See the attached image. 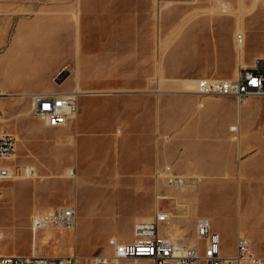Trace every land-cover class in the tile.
<instances>
[{"label": "rangeland", "instance_id": "374dc122", "mask_svg": "<svg viewBox=\"0 0 264 264\" xmlns=\"http://www.w3.org/2000/svg\"><path fill=\"white\" fill-rule=\"evenodd\" d=\"M224 1L232 6L231 16L214 22L201 19L194 30L195 23L189 24V19L215 5L214 0H0V83L25 80L24 89L35 92L74 88L80 38L81 87L114 91L112 95L79 97V111L88 107L87 118L79 123L84 136L75 145L79 157L70 137L74 124L46 127L32 115L30 97L13 94L0 100L4 119L0 129L20 137L16 158L0 163L34 166L38 174L35 179L0 183V255L29 253L36 242L38 255L75 254L90 264L93 257L112 253L109 239H133L135 220L141 215L153 217L159 194L172 197L163 203L172 213L169 234L187 242L194 239L197 218L210 213V189L204 192L202 208L196 200L197 182L174 191L165 185L157 187L154 173L164 164L174 168L168 151L175 136L170 122L179 115L174 108L165 110L164 100L183 96L186 104L193 94L182 89L184 85L195 89L190 80L219 77L220 71L232 75L238 67L234 34L239 0ZM253 1L243 0L244 9ZM77 10L80 36L73 19ZM63 27L68 31L65 37L52 40L53 30ZM244 28V62L253 67L254 58L264 55V0L244 16ZM52 45L62 49L60 64L43 59ZM41 72L49 78L29 82ZM165 78L174 79L168 80L173 84L169 88ZM252 98L262 105L258 112L246 109L243 117H264V97ZM195 116L197 111L181 113L185 133ZM72 153L76 160L78 157L74 170L83 183L66 175L76 161ZM88 162L94 163L90 170ZM48 170L58 177L45 178L51 175ZM193 173L183 174L198 175ZM73 203L77 208L74 229L45 227L32 235L35 209L46 211ZM218 233L221 252L232 255L236 251L233 230L222 227ZM260 251L264 252L263 246Z\"/></svg>", "mask_w": 264, "mask_h": 264}, {"label": "crops", "instance_id": "0c3cea01", "mask_svg": "<svg viewBox=\"0 0 264 264\" xmlns=\"http://www.w3.org/2000/svg\"><path fill=\"white\" fill-rule=\"evenodd\" d=\"M205 18H209L214 22L215 19L218 20L221 17H203L198 21H190L189 24L195 23L194 28H192L195 30L197 28L196 26L200 24L201 19ZM77 28V34L80 36L81 19ZM28 31H25L23 35ZM65 31L67 29L64 27L58 31L53 30L51 33L53 34L52 40L58 39L60 41L65 37ZM50 47V51L44 55L43 59L49 60L52 58L60 64L62 59H64L60 52L62 49L55 48L53 45ZM76 50L78 71L76 73L74 88L77 87L82 91L79 97L112 95L114 91L111 89H95L88 85L87 89L81 87L79 61L81 55L80 38L77 42ZM241 55L244 62L243 52ZM257 58H264V55H258L254 60ZM61 66L67 67L68 65L63 64ZM236 72L237 69L232 75H229L224 73V71H220L217 75L219 77H235ZM47 78L41 72L36 76L30 77L29 82H41ZM168 80L174 79H164L167 88L172 84ZM26 83L25 80H22L18 84L15 82L11 84L1 82L0 93L7 96L0 98V100L13 96V94L18 95V93L28 94L35 92L32 91L33 89H24L23 86ZM14 89H18L20 92L12 93L11 91ZM48 91L61 90L50 88L41 89L38 92ZM192 94L190 102L186 104L183 102L186 98L183 96L179 97V99H173L171 97L169 101L164 100L165 110H172L174 108L177 115H179L175 117L177 119L174 122H170V126H173L170 131L175 136L172 137V140H174L170 144L168 151L170 157L174 158V169L186 175H193V172H196V174L202 177L196 183L197 187L200 185L196 191L197 205L199 206L201 202V207L203 208L204 192L210 189V213L206 216L210 219L209 221L216 232H219L220 228L225 227L233 230L236 238L239 234H244L251 240L253 251L256 254L264 255V252L260 251V247H264V117H243V111L246 109H254L258 112L262 102L250 97L243 104L239 103L234 97H200L195 93ZM200 101L203 102L202 105L199 103ZM87 108V106H84L81 111H78L76 117L70 121V123L74 124L73 131H70L72 133L70 136L71 142L74 143V148L79 138L84 136L80 132L79 123L81 119L84 121L87 118ZM100 109H104L103 104L100 105ZM183 111L188 113H195L197 111V116L192 118L188 123L189 131L187 133H185V129L183 128L185 124L184 119L180 118ZM192 126H195V129H192ZM233 126L236 127L235 130L232 129ZM88 146L89 144H87V149ZM74 151L76 152V156L79 157V149L75 148ZM71 157L76 160L73 153ZM78 157L73 163V169L78 167ZM93 166V162H88L89 170ZM37 177L38 174L34 178L22 180L35 179ZM75 179H79L82 183L84 181L82 176L76 171ZM73 204L76 206V203ZM37 211L40 210H34V212ZM133 219L135 220V217ZM150 219L151 217L148 215H141L135 222ZM130 241L125 240L122 242Z\"/></svg>", "mask_w": 264, "mask_h": 264}, {"label": "built area", "instance_id": "2783aa9c", "mask_svg": "<svg viewBox=\"0 0 264 264\" xmlns=\"http://www.w3.org/2000/svg\"><path fill=\"white\" fill-rule=\"evenodd\" d=\"M239 33L237 36H239ZM237 39V38H236ZM263 59H256L253 67L240 66L235 77H203L196 80L193 93L200 97L227 96L244 103L250 97H264ZM1 96V95H0ZM31 99V113L48 128H64L79 111L78 95L75 91L34 93ZM202 105V103H201ZM1 118V110H0ZM1 123V122H0ZM236 129L235 126L232 127ZM17 148L14 134L0 129V161L11 160ZM75 172L72 169V175ZM35 168L29 165H3L0 163V183L9 176L33 175ZM154 179L159 185L182 189L197 181L176 171L171 165L157 166ZM1 197V190H0ZM171 198L159 194V204L150 220L137 221L133 228V239L122 242L109 239L112 253L108 256L93 257L90 264H134L135 261L149 260L152 264H264V255L256 254L251 240L244 234L236 238V251L232 255L221 252V239L206 217H198L195 224L196 242L173 236L167 232L172 218L165 203ZM77 218L75 205H56L35 214L31 219L33 233L46 225L71 227ZM202 243L201 244H199ZM0 264H84L75 254L66 256L38 255L32 250L26 254L0 255Z\"/></svg>", "mask_w": 264, "mask_h": 264}, {"label": "bare ground", "instance_id": "6f19581e", "mask_svg": "<svg viewBox=\"0 0 264 264\" xmlns=\"http://www.w3.org/2000/svg\"><path fill=\"white\" fill-rule=\"evenodd\" d=\"M215 1V5H211L207 10H205V11H202V12H199V13H197V14H195L193 17H191L190 19H189V22L190 21H198L200 18H203V17H210V18H214V17H217V16H220V17H222V16H231V14H232V6H231V4L230 3H227L226 1H224V0H214ZM259 1L260 0H254L253 1V3H252V5H251V7L249 8V9H244V7H243V0H239V5H240V7L238 8L239 9V11H238V18H237V26H236V29H237V31L235 32V34H234V39H235V44H236V50H237V54H238V67H237V71H238V68L240 67V66H246V64L242 61V58H241V54H242V52H243V49H244V43H245V36H244V16L246 15V14H251V13H253L255 10H256V8H257V5H258V3H259ZM170 3H167V6L169 5ZM73 19H74V21H75V24H76V29H77V33H78V28H77V26H78V24H79V21H80V14H79V12H78V10L77 11H75L74 13H73ZM239 33H241L239 36H237ZM237 38V39H236ZM258 59H263V61H264V58H258ZM255 62H256V59L254 60V64H255ZM263 66H264V63H263ZM236 74H237V72H236ZM196 80L197 79H195V80H190V81H193V84H196ZM67 91H75L76 93H77V95H78V98H79V95H80V92L82 93V91L79 89V88H77V87H75V88H73V89H71V90H67ZM158 92H159V90H157ZM182 91L183 92H185V93H193V91H194V89H191L190 87H186L185 85H184V89H182ZM48 92H62V91H48ZM48 92H40V93H48ZM167 92V91H166ZM34 93H38V92H33V93H28V94H18L17 96H20V97H24V98H29V97H31V95L32 94H34ZM0 98H3V97H5V96H7V95H5V94H3V93H0ZM238 102H239V100H237ZM247 101V100H246ZM246 101L244 102V103H246ZM78 113V112H77ZM77 113H76V115H77ZM76 115L74 116V118L76 117ZM8 119V118H7ZM6 118H5V120H7ZM3 117L2 118H0V122L2 121L3 122ZM44 124V123H43ZM45 125V124H44ZM71 136V135H70ZM17 138V141L18 140H20V137L19 136H17L16 137ZM75 140V139H74ZM71 144V143H70ZM14 158H16V154H14V155H12V157H11V159H14ZM34 167V166H33ZM35 168V167H34ZM72 169L73 168H71V169H69L68 171H67V175L70 177V178H72V179H74L75 178V172L73 173V175L71 174L72 173ZM49 171V170H48ZM49 173L51 174L50 175V177L49 176H47V177H45V178H51V179H54V178H57L58 176H55V175H53V173H51L50 171H49ZM37 176V171H36V169H35V173L33 174V175H14V176H9L8 177V180H19V179H26V178H34V177H36ZM195 176V178H197V181H200L201 179H202V177L201 176H199V175H194ZM43 177V176H42ZM64 178H65V175H64ZM155 180V179H154ZM155 183H156V181H155ZM156 185H157V187H159L160 185L158 184V183H156ZM164 185L165 186H167L168 188H170L171 190H174V191H180V190H183L184 188H182V189H176V188H173L172 186H169V185H167V183L165 182L164 183ZM170 197V196H169ZM170 198H172V197H170ZM158 200H159V195H158V198H157ZM158 204H159V202H158ZM75 205V204H74ZM158 206V205H157ZM177 207H183V205H178ZM157 208V207H156ZM39 212H43V211H37V212H34L33 214H32V216H31V219H32V217L35 215V214H37V213H39ZM171 217H172V213H171ZM200 217H205V216H200ZM207 218V217H206ZM208 219V218H207ZM209 220V219H208ZM143 221H147V220H143ZM170 221H171V219H170ZM169 221V222H170ZM76 223H77V218H76V220H75V223L73 224V226H71V227H55V226H51V225H46L45 227H52V228H60V229H74L75 227H76ZM135 224V223H134ZM170 224V223H169ZM44 227V228H45ZM30 229H31V227H30ZM167 232L169 233L170 232V229L168 228L167 229ZM31 233H32V235L33 236H35L36 235V233H33L32 231H31ZM1 238H3V234L0 232V239ZM113 238H115V239H117L118 240V238H116V237H113ZM120 241V240H119ZM191 243H195L196 242V237H195V235H194V239L192 240V241H190ZM33 247H32V249H31V251L33 250L34 251V253L35 254H38L37 252H36V249H35V247L34 246H36V242H34L33 244ZM112 248V247H111ZM104 256H108V255H104ZM137 263V261H135L134 262V264H136ZM86 264H89V261L86 263Z\"/></svg>", "mask_w": 264, "mask_h": 264}]
</instances>
